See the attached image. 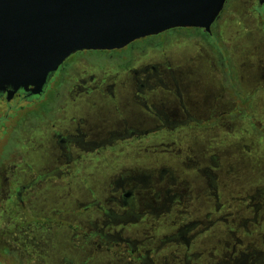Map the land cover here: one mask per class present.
<instances>
[{
	"label": "flooded vegetation",
	"instance_id": "flooded-vegetation-1",
	"mask_svg": "<svg viewBox=\"0 0 264 264\" xmlns=\"http://www.w3.org/2000/svg\"><path fill=\"white\" fill-rule=\"evenodd\" d=\"M249 1L248 14L264 33V0ZM217 20L210 33L170 31L220 36ZM196 37L174 59L165 43L138 48L139 58L114 56L135 42L78 51L48 74L41 92L0 90V264H46L42 239L58 231L60 250L74 244L59 264H264V142L260 148L235 139L243 117L256 142L263 124L228 93L245 82L264 92V60L250 66L253 76L239 64L225 67L207 45L223 97L206 106L184 82L182 57L198 49L203 39ZM95 55L106 56L103 64ZM195 137L204 138L198 147ZM145 146L160 158L127 152ZM54 182L70 207L48 228L31 218L32 204L39 207V189ZM203 235L216 239L214 254L192 251Z\"/></svg>",
	"mask_w": 264,
	"mask_h": 264
},
{
	"label": "water",
	"instance_id": "water-1",
	"mask_svg": "<svg viewBox=\"0 0 264 264\" xmlns=\"http://www.w3.org/2000/svg\"><path fill=\"white\" fill-rule=\"evenodd\" d=\"M226 2L0 0V90L39 93L48 74L78 51L122 49L177 28L210 33Z\"/></svg>",
	"mask_w": 264,
	"mask_h": 264
},
{
	"label": "rangeland",
	"instance_id": "rangeland-1",
	"mask_svg": "<svg viewBox=\"0 0 264 264\" xmlns=\"http://www.w3.org/2000/svg\"><path fill=\"white\" fill-rule=\"evenodd\" d=\"M246 6L248 8H246ZM249 9H251V4L249 0H228L223 12L215 23V28L220 23L222 31L220 33V36L217 31L213 36H209L208 34H205L203 31L199 30L170 31L167 33L160 34L153 38L137 40L135 41V43L127 47L122 52H116L114 56L125 58H139L140 55L137 51L138 48H146L150 43H155L159 45L165 43L166 45L164 46V48L166 50H169L168 53L171 55L172 59H174V54L176 55V49H182L183 46L184 48H186V46H188L189 44H195L196 39H198L196 35H199L203 40L202 43L198 45V49L191 48L190 53H186L182 57L183 62L187 63L188 65V68L184 70V72H189V74H186L189 77H186L184 79V82L185 84H188L189 90L193 91L194 93L199 92V95L203 98V102L206 106H214V101H217L216 97H223L222 88L217 83L213 82L215 80L213 78L214 74L211 73V70H209L212 61L214 62L213 59L215 56H217L219 60L221 59L222 64L225 67L229 68L230 65L239 64L241 67L248 70L245 72L249 74L252 73L253 76L256 73L250 71V66L253 64L256 65L257 63H260V60H264V33L256 31L257 26L255 24V21L252 19V17L249 16V11H247ZM224 12H227L229 14L224 16ZM222 15L224 16L223 20L219 22ZM234 15H237L240 20L238 19L235 23H232ZM229 18H232V21H229ZM189 34L196 35L190 39H186L185 36H188ZM220 37L222 39L221 42L219 41ZM204 44L206 45V48ZM207 45H210L214 49V57L211 54H208ZM211 56L213 57V59L211 58ZM94 58L98 61V63L103 64L106 59V56L95 55ZM218 65L219 64H217V66ZM254 81L255 79L253 78L252 82ZM251 85L252 84L250 82H245L243 83L241 89L230 87L228 89V93L237 100L238 104L244 108V111L249 113L253 111L252 114L250 113L252 115L251 118L253 117L255 121H259V123L263 124V128H260V134L262 136H260L259 140H257L256 142L255 137L251 135L252 132L250 131V121L246 120V118L243 117L242 123L239 126L243 129V131L241 130L240 132L242 133V135L239 136L238 134L235 139L239 140L238 143L240 144L251 143L255 146L259 144L260 147L262 142H264V108L261 109L262 103H259V97H261V95H264V92H253V90H248ZM194 131H197V129H191L189 132ZM197 132L202 135L206 134L207 137L211 133L210 131H207L205 133L203 130H199ZM196 138L198 137H195L194 141L197 142L193 144L198 147L200 143H202L204 138ZM220 140H223L222 142L225 141L224 137H221ZM223 145H227V143L224 142ZM182 148L185 150V147ZM148 150L149 148L147 146L143 148L133 147L129 150L127 149V152L130 151L137 153L141 151V154L160 158L159 156L161 153L159 154L160 151H158V149H152L150 151ZM258 150L260 149L258 148ZM227 153H231V151H228ZM192 154L196 155L197 150H194ZM258 155L264 158L263 147L261 148L260 152H258ZM263 178L264 175H258V179ZM91 182L92 181H90L89 179L88 183L91 184ZM57 192H59V184L55 182L48 183L45 187L39 189L36 198L42 197V199L44 200L39 207H36V200L33 202L31 218L35 221H38L41 226L46 225L48 228L56 227V225L58 224V221L54 220L56 214H58L59 211L66 209V207H70V198L68 196L63 197V195H60L62 193L56 194ZM68 224L75 225L74 223L70 222H68ZM161 229L162 231L166 230L165 226H162ZM59 233L60 231H58L57 235L54 236L52 239L51 237H45L44 239H42L43 241L41 249L43 250V252L41 257H43V260H45L46 264L61 263L63 258L67 257L74 247V244L72 246V249L68 248V245H65V249L60 250L59 244L61 243L59 241ZM217 245L218 244L216 239H211L207 235H203L199 240H197L193 244L194 247L192 248V251L194 250L203 253L214 254V251H216L214 248ZM3 247L4 246L0 247V251L4 255L5 250ZM169 251H175V247L169 246L167 252ZM180 251L183 252L184 249L182 248L180 249ZM106 260L107 259L99 258L98 264H107ZM25 263L30 264L27 260L25 261ZM9 264L16 263L9 262ZM114 264L124 263H122L120 260H115Z\"/></svg>",
	"mask_w": 264,
	"mask_h": 264
}]
</instances>
